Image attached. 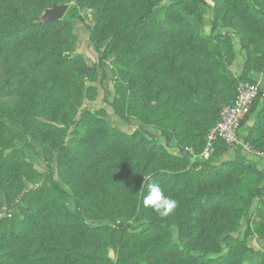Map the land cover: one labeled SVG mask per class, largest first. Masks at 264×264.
Instances as JSON below:
<instances>
[{
    "label": "trees",
    "instance_id": "1",
    "mask_svg": "<svg viewBox=\"0 0 264 264\" xmlns=\"http://www.w3.org/2000/svg\"><path fill=\"white\" fill-rule=\"evenodd\" d=\"M68 1L29 3L46 11ZM84 1L95 10L91 38L110 40L105 54L115 56L112 109L122 119L123 109H134L141 122L168 127L182 144H193L216 126L222 106L234 102L241 83H255L250 75L264 59V0H214L213 30L232 29L247 52L237 76L229 72L228 61L236 57L229 36L203 35L186 20L199 0H173L165 6L164 0ZM76 44L62 20H26L20 3L0 0V107L13 108L31 128V137L45 151L59 154L58 172L75 206L69 208L71 195L53 177L22 167L26 161L20 150L0 153L1 207L19 193L20 184L30 178L27 172L47 181L33 192L22 220L8 231L0 229L1 260L21 248L28 255L25 264H79L82 259L101 264H245L252 252L251 226L264 240V171L240 161L219 162L227 152L220 145L215 156L193 163L142 133L113 128L105 109L85 112L79 136L67 137L76 117L69 87L81 90L98 79L97 64L89 66ZM263 133L264 112L245 143L264 149ZM152 181L178 202L168 217L143 205ZM256 198L259 214L251 224ZM137 218L145 224L134 229L130 223ZM105 220L121 223L94 226ZM243 223L248 225L244 239L234 237ZM171 227L178 230L179 242ZM101 231L110 234L115 260L97 257L107 246Z\"/></svg>",
    "mask_w": 264,
    "mask_h": 264
},
{
    "label": "rangeland",
    "instance_id": "2",
    "mask_svg": "<svg viewBox=\"0 0 264 264\" xmlns=\"http://www.w3.org/2000/svg\"><path fill=\"white\" fill-rule=\"evenodd\" d=\"M14 1L21 4L23 15L26 20H32L35 18L41 19L45 12L44 10H36V8L29 3L31 0ZM172 1L173 0H164L161 5H169ZM199 1L201 2L200 4L194 5L190 8L191 14H187L186 20L192 22L195 28L203 35L218 33L229 36L236 55L234 61H228V63L231 64V66H229V72L232 76L239 75L245 66L248 57L247 52L242 50L241 43L232 29L219 28L216 30L214 29L215 31L213 30L214 0ZM67 4L69 8L62 18V21L71 29L73 35L77 39V54L80 53L83 55L89 65L93 66L97 64L98 66V79L96 82H86L81 90H75L73 87H69L75 104L76 117L67 133V137L71 138L79 136L81 132L79 122L85 112L90 111L96 113L100 109H105L107 111V121L113 128L129 135L137 132L142 133L148 138L156 140L168 152L188 156L193 163H203V161L209 159L212 155L215 156L218 152L216 148L218 145H220L218 148H225L227 150H236L235 147L240 146L241 148L238 147V149H240L241 154L249 153L264 159V149L253 143L246 144L245 140L242 145L238 144L235 147H228L222 143L217 145L214 144L210 151V156L205 159L203 154L208 146V131L202 139L194 141L193 144L186 145L182 144L179 137L173 134L168 127H160V125L141 122L134 109H123L122 114L124 119L119 115H116L112 109V103L116 96L115 80L112 74V65L115 56L113 54H105L106 47L109 45L110 40H102V36L96 40L91 38V36H93V31L96 30L95 10L93 7L86 4L84 0H71L68 1ZM254 70L255 71L250 75V78L258 85V97L251 107L253 112L248 117L249 120L247 121V124L249 130L247 131L245 139L251 129L255 126V123L258 122L261 114L264 112V59L257 63ZM260 94L261 97H259ZM226 105L227 104L223 105L222 109H224ZM0 109H5L3 115H0V153L8 154L15 149L20 150L26 161L24 162L25 164H22V167L24 169L29 167L31 170L39 174L41 173L43 176H47V178L53 177L55 182L66 189L71 195V200L68 201V206L71 210H74V197L65 182L60 178L58 172L57 161L59 154L49 147V149L45 151L43 145L31 137V128L29 125L23 123L22 118L13 108L0 107ZM27 176L30 178H26L23 183L20 184L19 193L13 195L12 198L5 200L3 207L0 206V229L2 230L8 231L11 226L17 225L22 220L23 215L26 214L24 209L29 207L33 199V192L37 189L38 185H45L47 182L43 178L36 177L31 172H27ZM259 203V198H256L253 202L249 214L251 224L256 221L259 214ZM88 223L91 224L90 221H88ZM120 223L121 221L105 220L94 224V226L115 227ZM144 224L145 221H140L139 218L130 223L134 229H139L141 226H144ZM247 229L248 225L243 223V226L233 236L239 239H244ZM251 229L248 237V245L252 248V252L247 255L245 264H263L264 240H260L256 237L252 226ZM170 231L173 239L179 242L178 230L175 227H171ZM98 235L107 246L104 249L98 250L97 257H108L115 260L116 252L111 246H109V232L101 231L100 233L98 232ZM24 252L25 250L21 248H15V256L7 257L2 260L0 256V264H25L28 260V255H25ZM49 261H51V259ZM86 263L101 264L98 260L87 261L83 259L79 264Z\"/></svg>",
    "mask_w": 264,
    "mask_h": 264
},
{
    "label": "built area",
    "instance_id": "3",
    "mask_svg": "<svg viewBox=\"0 0 264 264\" xmlns=\"http://www.w3.org/2000/svg\"><path fill=\"white\" fill-rule=\"evenodd\" d=\"M257 97L258 85L256 83H241L238 86L234 102L223 109L218 123L209 132L208 146L203 154L205 159L210 156L215 143L222 142L228 147H235L239 144L242 123Z\"/></svg>",
    "mask_w": 264,
    "mask_h": 264
},
{
    "label": "clouds",
    "instance_id": "4",
    "mask_svg": "<svg viewBox=\"0 0 264 264\" xmlns=\"http://www.w3.org/2000/svg\"><path fill=\"white\" fill-rule=\"evenodd\" d=\"M145 179L149 180V177L145 176ZM143 191L144 186L141 189V192ZM143 205L151 208L160 217L164 218L175 211L178 202L173 197L165 195L164 189L159 183L152 181L147 183V193L143 196Z\"/></svg>",
    "mask_w": 264,
    "mask_h": 264
},
{
    "label": "crops",
    "instance_id": "5",
    "mask_svg": "<svg viewBox=\"0 0 264 264\" xmlns=\"http://www.w3.org/2000/svg\"><path fill=\"white\" fill-rule=\"evenodd\" d=\"M89 65V64H88ZM91 66V65H89ZM239 66V65H238ZM249 130L248 124H246L242 130H241V136H240V143L243 144V141L245 140L247 131ZM240 146H236V150H227V152L222 156V158L219 160V162L222 161H240L245 162L247 164H250L252 166L257 167L259 170L264 171V159H261L255 155L249 154V153H240V149H238ZM241 148V147H240Z\"/></svg>",
    "mask_w": 264,
    "mask_h": 264
},
{
    "label": "water",
    "instance_id": "6",
    "mask_svg": "<svg viewBox=\"0 0 264 264\" xmlns=\"http://www.w3.org/2000/svg\"><path fill=\"white\" fill-rule=\"evenodd\" d=\"M69 6L67 4L65 5H57L54 4L51 9H47L43 16L41 17V20L43 22H57L62 20L65 13L67 12Z\"/></svg>",
    "mask_w": 264,
    "mask_h": 264
}]
</instances>
